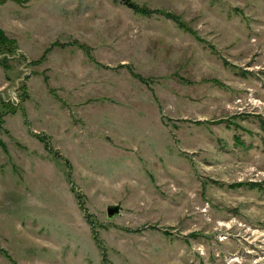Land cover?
<instances>
[{
  "label": "rangeland",
  "instance_id": "rangeland-1",
  "mask_svg": "<svg viewBox=\"0 0 264 264\" xmlns=\"http://www.w3.org/2000/svg\"><path fill=\"white\" fill-rule=\"evenodd\" d=\"M130 1L0 4V264H264V0Z\"/></svg>",
  "mask_w": 264,
  "mask_h": 264
},
{
  "label": "trees",
  "instance_id": "trees-1",
  "mask_svg": "<svg viewBox=\"0 0 264 264\" xmlns=\"http://www.w3.org/2000/svg\"><path fill=\"white\" fill-rule=\"evenodd\" d=\"M7 0H1L0 4L5 3ZM16 1L17 0H13ZM121 4H123L124 6H126L127 8L131 9L132 11L141 14V15H145L148 16L150 15V9L141 7L137 4H135L134 2H131L130 0H118ZM21 2V1H20ZM165 16L169 19H171V21H173L178 28L183 29L185 31H188L184 25L182 24L181 20L174 16V15H170V13H164ZM168 14V15H167ZM17 50V46H16V41L12 38H9L6 33L0 28V53H4L6 55V53H12L14 51ZM7 62V59H0V63L4 64ZM0 64V65H1ZM136 76V75H135ZM264 126V125H263Z\"/></svg>",
  "mask_w": 264,
  "mask_h": 264
},
{
  "label": "water",
  "instance_id": "water-1",
  "mask_svg": "<svg viewBox=\"0 0 264 264\" xmlns=\"http://www.w3.org/2000/svg\"><path fill=\"white\" fill-rule=\"evenodd\" d=\"M121 207L119 205H109L106 208L107 218L109 220L113 219L115 216L119 215Z\"/></svg>",
  "mask_w": 264,
  "mask_h": 264
},
{
  "label": "crops",
  "instance_id": "crops-1",
  "mask_svg": "<svg viewBox=\"0 0 264 264\" xmlns=\"http://www.w3.org/2000/svg\"><path fill=\"white\" fill-rule=\"evenodd\" d=\"M10 1H13V0H10ZM14 2H16V1H14ZM4 32H5V30L4 29H2ZM7 35V34H6ZM16 40V39H15ZM17 42V41H16ZM19 50V49H18ZM20 51V50H19Z\"/></svg>",
  "mask_w": 264,
  "mask_h": 264
}]
</instances>
